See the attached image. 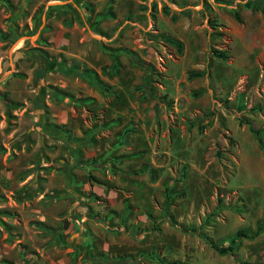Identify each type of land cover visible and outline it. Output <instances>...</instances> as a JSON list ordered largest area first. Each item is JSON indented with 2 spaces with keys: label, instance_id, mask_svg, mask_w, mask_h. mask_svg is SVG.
Instances as JSON below:
<instances>
[{
  "label": "rangeland",
  "instance_id": "1",
  "mask_svg": "<svg viewBox=\"0 0 264 264\" xmlns=\"http://www.w3.org/2000/svg\"><path fill=\"white\" fill-rule=\"evenodd\" d=\"M262 7L0 0V264H264Z\"/></svg>",
  "mask_w": 264,
  "mask_h": 264
},
{
  "label": "trees",
  "instance_id": "2",
  "mask_svg": "<svg viewBox=\"0 0 264 264\" xmlns=\"http://www.w3.org/2000/svg\"><path fill=\"white\" fill-rule=\"evenodd\" d=\"M261 13H262V15H264V7L261 8ZM216 56L221 58V59L225 58V54L222 52L216 53ZM40 76H41V67L38 66L34 72V81L36 82ZM198 126L201 127V124H198ZM254 132L257 134V131H254ZM184 229H186V228H184ZM263 229H264V217L260 221H258V223L255 225L254 231H250V230H246V229H237L234 233V236H242V237H246V238H251L254 235L258 234L259 232L263 231ZM212 246L216 250H218L220 253L231 252L233 250V244L228 245V246H221V245L219 246V245L212 244Z\"/></svg>",
  "mask_w": 264,
  "mask_h": 264
},
{
  "label": "water",
  "instance_id": "3",
  "mask_svg": "<svg viewBox=\"0 0 264 264\" xmlns=\"http://www.w3.org/2000/svg\"><path fill=\"white\" fill-rule=\"evenodd\" d=\"M65 226H66V223H65V222H63V224H62V228H65Z\"/></svg>",
  "mask_w": 264,
  "mask_h": 264
}]
</instances>
